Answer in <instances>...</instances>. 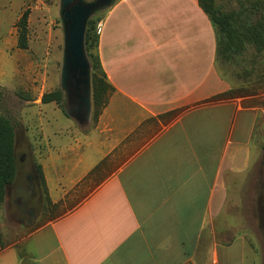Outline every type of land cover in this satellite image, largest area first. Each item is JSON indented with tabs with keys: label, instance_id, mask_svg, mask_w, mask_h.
I'll list each match as a JSON object with an SVG mask.
<instances>
[{
	"label": "crops",
	"instance_id": "0c3cea01",
	"mask_svg": "<svg viewBox=\"0 0 264 264\" xmlns=\"http://www.w3.org/2000/svg\"><path fill=\"white\" fill-rule=\"evenodd\" d=\"M98 34L114 93L85 136L86 153L74 146L59 156L73 157L65 166L39 162L53 199L95 187L32 234H51L43 258L22 257L0 225V264H259L247 260L246 235L226 209L243 185L261 176L264 184V103L209 102L230 87L217 72L216 31L198 0H115ZM44 85L35 84L24 106L41 109ZM27 117L17 126L24 136L34 118ZM15 155L3 209L23 186L17 143ZM231 230L237 235L221 240Z\"/></svg>",
	"mask_w": 264,
	"mask_h": 264
},
{
	"label": "rangeland",
	"instance_id": "374dc122",
	"mask_svg": "<svg viewBox=\"0 0 264 264\" xmlns=\"http://www.w3.org/2000/svg\"><path fill=\"white\" fill-rule=\"evenodd\" d=\"M215 5L221 12L232 14L240 24H250L261 17L264 19V0H215ZM107 9L94 14L89 20L99 21V28ZM26 10H29L28 49L21 51L17 49V27ZM60 12L61 0H0V114L10 118L18 130L16 143L21 184L27 186L30 176L34 187L32 199L25 205L26 209L34 210V215L29 217L20 212L13 190L6 208L2 207L0 211V225L3 241L16 244L22 257L26 255V251L34 252L38 258L47 256L53 247L49 230L33 237L32 234L49 221L75 209L95 187L77 186L56 200L49 193L46 194L41 181L39 162L45 160L46 164L51 166L53 162L56 167L62 164L65 166L73 157L67 154L65 158L60 159L59 156L65 155L74 146H79L82 153H86L85 136L91 133L99 118L96 119L93 108L92 83L88 121L81 122L71 114L74 106L62 88L65 34ZM216 69L220 77L228 83L230 90L235 91L236 98L254 96L249 102L264 103V51L257 53L255 47L247 45L242 53L231 56L229 60L217 56ZM37 82H44L45 93L55 90L64 93L66 114L58 105L59 110L52 104H43L41 109L36 106H24V100L35 97L34 86ZM38 92L40 95V90ZM113 93L114 91H111L108 94V100ZM29 113H32L34 118L31 126L27 124L29 136H24L22 130L17 127L18 120L21 117L28 122ZM38 115L43 117V122L38 120ZM41 124L44 125L43 130ZM50 155L52 162L49 160ZM51 171L53 172V169ZM50 178L55 180L53 174ZM262 181L261 176L255 182L258 184H251L247 188L243 185L242 191L234 197V201L229 202L226 209L239 223L237 228L241 231L237 233L246 235L247 260H258L259 264H264V184H260ZM251 193L260 195L259 202L254 201L253 197L251 199ZM246 227L250 231H244ZM237 233L231 230L220 237L221 240L227 241Z\"/></svg>",
	"mask_w": 264,
	"mask_h": 264
},
{
	"label": "trees",
	"instance_id": "16d2710c",
	"mask_svg": "<svg viewBox=\"0 0 264 264\" xmlns=\"http://www.w3.org/2000/svg\"><path fill=\"white\" fill-rule=\"evenodd\" d=\"M198 3L215 28L217 56L229 60L231 56L242 53L247 45L255 47L257 53L264 51V19L262 17L250 24H240L232 14L221 12L216 7L215 0H198ZM28 16L29 10H26L18 22L17 47L21 50L28 49ZM98 22L93 19L89 20L84 41L86 55L91 67L93 108L96 119L108 103V94L114 91V88L107 81L100 62ZM236 97L237 95L232 89L211 98L209 102L230 100ZM64 100V93L61 90L45 93L42 97L43 104L54 102L66 114ZM15 143L16 124L10 118L0 114V211L6 200L8 186L16 178ZM39 171L42 184L48 195L41 167Z\"/></svg>",
	"mask_w": 264,
	"mask_h": 264
},
{
	"label": "water",
	"instance_id": "95a60500",
	"mask_svg": "<svg viewBox=\"0 0 264 264\" xmlns=\"http://www.w3.org/2000/svg\"><path fill=\"white\" fill-rule=\"evenodd\" d=\"M115 0H61V19L64 26L65 44L63 59L62 88L69 102L77 99L78 109L72 116L86 122L91 111V67L85 52L86 26L91 16L109 8ZM33 185L19 186L15 190L16 201L24 211V206L33 196ZM29 217L34 210L28 211ZM30 221V219H29Z\"/></svg>",
	"mask_w": 264,
	"mask_h": 264
},
{
	"label": "flooded vegetation",
	"instance_id": "af4514ba",
	"mask_svg": "<svg viewBox=\"0 0 264 264\" xmlns=\"http://www.w3.org/2000/svg\"><path fill=\"white\" fill-rule=\"evenodd\" d=\"M70 103H72L73 104V111H76L77 109H78V103H79V101L77 100V99H75V100H73L72 102H70ZM31 180H32V178L29 176L28 177V185L27 186H24V187H27V188H29L31 185H32V183H31ZM32 199V198H31ZM16 204H17V201H16ZM17 206H18V204H17ZM19 207V206H18ZM19 209H20V212H22V209H21V207H19ZM30 209H26L25 208V206H24V211H23V213H26L28 216H29V214H28V211H29Z\"/></svg>",
	"mask_w": 264,
	"mask_h": 264
}]
</instances>
